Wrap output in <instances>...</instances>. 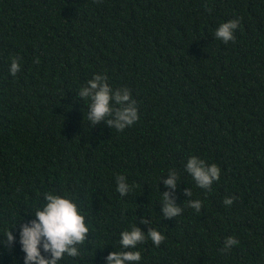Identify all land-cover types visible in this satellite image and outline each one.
I'll use <instances>...</instances> for the list:
<instances>
[{"label": "trees", "instance_id": "16d2710c", "mask_svg": "<svg viewBox=\"0 0 264 264\" xmlns=\"http://www.w3.org/2000/svg\"><path fill=\"white\" fill-rule=\"evenodd\" d=\"M233 19L224 43L214 33ZM96 74L136 102L123 131L88 121L78 92ZM193 155L220 167L210 189L187 172ZM48 192L89 227L58 264H105L133 226L146 235L137 264H264V0H0V264H24L19 226ZM164 192L179 216H163ZM228 237L239 244L223 251Z\"/></svg>", "mask_w": 264, "mask_h": 264}, {"label": "clouds", "instance_id": "9594fccd", "mask_svg": "<svg viewBox=\"0 0 264 264\" xmlns=\"http://www.w3.org/2000/svg\"><path fill=\"white\" fill-rule=\"evenodd\" d=\"M239 24L238 19L224 22L216 29L214 35L224 43L234 41V30L238 28ZM35 62L39 63V59L37 58ZM9 71L13 76L20 71L17 58H13ZM107 80L106 75L96 74L87 82L86 86L79 90L78 96L91 100L87 118L92 125L107 119L108 126L123 131L139 119L136 102L131 99L128 88L113 90ZM113 100L120 107H113L111 104ZM186 170L193 177L197 186L205 189H210L213 182L218 181L221 176V169L217 164L208 165L195 155L188 159ZM177 180L178 173L170 171V176L165 184L174 189L177 186ZM116 181V190L121 196L132 191V186L127 182L124 175H118ZM186 192L191 196V189H186ZM45 200L47 201L46 204L35 210V218L19 226V242L22 251L26 254L24 264H58L65 254L70 257H77L80 254L78 245L83 244L89 233L85 216L81 214L77 203L71 198L48 192L45 194ZM233 200L232 197H226L223 203L230 206L233 204ZM162 205L165 218H175L182 212V208L170 198L168 192L163 193ZM188 206L199 212L202 202L189 200ZM143 223L147 224L150 221L144 220ZM5 236L9 245L15 243L16 237L11 230ZM147 237L156 246H159L165 239L162 233L154 228L148 230ZM145 239V233L137 226L121 232L119 249L106 256L105 264H127V262L137 264L141 261L142 255L140 251H134V249ZM237 244H239L238 239L228 237L224 242L223 251L230 250L232 246ZM127 248L132 250H123ZM43 253H50V257H46Z\"/></svg>", "mask_w": 264, "mask_h": 264}]
</instances>
